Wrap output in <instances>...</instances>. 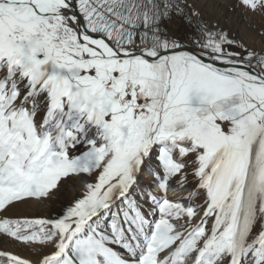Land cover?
<instances>
[{
	"label": "snow or ice",
	"instance_id": "obj_1",
	"mask_svg": "<svg viewBox=\"0 0 264 264\" xmlns=\"http://www.w3.org/2000/svg\"><path fill=\"white\" fill-rule=\"evenodd\" d=\"M0 264H264V0H0Z\"/></svg>",
	"mask_w": 264,
	"mask_h": 264
},
{
	"label": "rangeland",
	"instance_id": "obj_2",
	"mask_svg": "<svg viewBox=\"0 0 264 264\" xmlns=\"http://www.w3.org/2000/svg\"><path fill=\"white\" fill-rule=\"evenodd\" d=\"M25 254H27V253H25Z\"/></svg>",
	"mask_w": 264,
	"mask_h": 264
}]
</instances>
